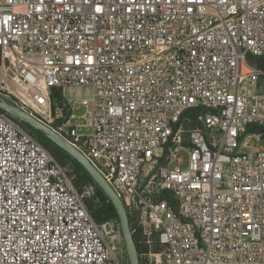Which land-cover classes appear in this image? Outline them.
<instances>
[{
  "label": "built area",
  "instance_id": "obj_1",
  "mask_svg": "<svg viewBox=\"0 0 264 264\" xmlns=\"http://www.w3.org/2000/svg\"><path fill=\"white\" fill-rule=\"evenodd\" d=\"M0 100L104 177L141 264H264V0H0ZM19 122L0 112V264H130Z\"/></svg>",
  "mask_w": 264,
  "mask_h": 264
},
{
  "label": "water",
  "instance_id": "obj_2",
  "mask_svg": "<svg viewBox=\"0 0 264 264\" xmlns=\"http://www.w3.org/2000/svg\"><path fill=\"white\" fill-rule=\"evenodd\" d=\"M0 109L18 121L30 125L42 131L48 139L64 153L80 164L85 172L91 177L93 183L103 192L108 201L114 206L121 224V232L125 242L126 251L130 264H141L139 251L132 232L131 223L126 208L122 200L118 197L113 188L108 184L104 177L94 168L87 158L73 147L68 141L59 136L47 125L38 121L31 115L21 111L16 106L0 100Z\"/></svg>",
  "mask_w": 264,
  "mask_h": 264
},
{
  "label": "rangeland",
  "instance_id": "obj_3",
  "mask_svg": "<svg viewBox=\"0 0 264 264\" xmlns=\"http://www.w3.org/2000/svg\"><path fill=\"white\" fill-rule=\"evenodd\" d=\"M86 95V92L84 91V90H79L78 92H76V94H72V92H70V91H68L67 92V97L69 98V99H73V100H77V99H80V98H84V96ZM75 113H76V115L78 116V117H80V116H82V115H84L85 113H86V108L85 107H79V108H77V110L75 111ZM18 121V120H17ZM20 123V122H19ZM20 125H22L28 132H30V134L32 135V136H34L35 138L37 137L38 138V134L37 133H34V135L31 133V131H30V128L28 127V125L27 124H24V123H20ZM196 126V124H195V122L193 121V119H191L190 121H188V122H186L185 124H184V128L185 129H187V130H191V129H193L194 127ZM36 138V139H37ZM38 140V139H37ZM258 144H259V146L261 147V148H264V140H261L260 142H258ZM48 150L57 158V160L60 162V161H62V162H64V163H62L63 165H65L68 169H69V171H70V173L75 177V182H77L78 183V185L79 186H77L78 187V189H79V191H80V193H82V194H84L85 195V200H86V203L88 202V201H90L91 203H93L95 206H97V207H100L102 204V200H101V198H100V196L99 195H97L96 193L94 194V193H92L91 191H90V193H88L89 192V190H90V187L91 186H95L96 187V185L95 184H91V183H87V182H85V180L84 179H82V175H81V172H77L76 170H75V168H74V164L72 163V161H69V160H65V159H62V158H60V156H64V154L60 151V150H58L54 145H50L49 146V148H48ZM64 158V157H63ZM61 159V160H60ZM61 163V162H60ZM175 167V165H173L172 166V168H174ZM97 189H98V187H96ZM111 220H115V218L114 219H110V220H108V221H106V222H110ZM117 220V219H116ZM106 222H104V223H106ZM104 223H101V224H104ZM124 261H127V257H125L124 258Z\"/></svg>",
  "mask_w": 264,
  "mask_h": 264
},
{
  "label": "trees",
  "instance_id": "obj_4",
  "mask_svg": "<svg viewBox=\"0 0 264 264\" xmlns=\"http://www.w3.org/2000/svg\"><path fill=\"white\" fill-rule=\"evenodd\" d=\"M0 112L5 113L4 111H2L0 109ZM189 115H192V113H190ZM28 127L30 128L31 133L34 135V133H37L38 136V141L45 147V148H49L50 145H54L47 137V135L45 133H43L40 130H37L36 128L28 125ZM35 136V135H34ZM55 146V145H54ZM56 147V146H55ZM58 150H60L63 154H64V158L62 156H60V158L65 159V160H69L72 161V163L74 164V168L77 172H81V177L82 179L85 180V182L87 183H93V180L91 179V177L85 172V170L83 169V167L78 164L75 160H73L69 155H67L66 153H64L61 149H59L58 147H56ZM61 160V159H60ZM61 163H64L62 161H60ZM76 187L79 186L77 182H75ZM78 188V187H77ZM97 195L100 196L101 200H102V205L100 207L95 206L93 203H91L90 201H88L86 203L90 213L92 214L93 218L95 219V221L99 224L104 223L110 219H118V214L114 208V206L108 201L107 197L103 194V192L98 188L97 189Z\"/></svg>",
  "mask_w": 264,
  "mask_h": 264
}]
</instances>
